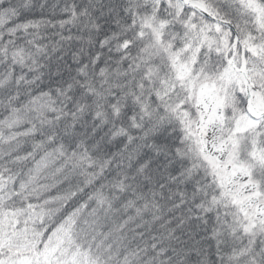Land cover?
<instances>
[{
    "label": "trees",
    "instance_id": "16d2710c",
    "mask_svg": "<svg viewBox=\"0 0 264 264\" xmlns=\"http://www.w3.org/2000/svg\"><path fill=\"white\" fill-rule=\"evenodd\" d=\"M191 1L0 0V264H264V0Z\"/></svg>",
    "mask_w": 264,
    "mask_h": 264
},
{
    "label": "rangeland",
    "instance_id": "374dc122",
    "mask_svg": "<svg viewBox=\"0 0 264 264\" xmlns=\"http://www.w3.org/2000/svg\"><path fill=\"white\" fill-rule=\"evenodd\" d=\"M199 108L202 114V121L199 124V131L206 150H209L213 156L219 157L220 160H224L225 156L221 150H216L212 146L214 145L215 137L218 133L221 116L215 106V97L213 93L207 87H204L200 91L199 96ZM258 109L264 110V105L258 106ZM254 119L251 116H247L243 119L235 128V132H243L254 124ZM7 263V261H6ZM2 263V264H6ZM73 259L66 257L65 251L49 250L38 260L36 264H73ZM10 264V263H8ZM21 264H32L29 259L23 260Z\"/></svg>",
    "mask_w": 264,
    "mask_h": 264
},
{
    "label": "water",
    "instance_id": "95a60500",
    "mask_svg": "<svg viewBox=\"0 0 264 264\" xmlns=\"http://www.w3.org/2000/svg\"><path fill=\"white\" fill-rule=\"evenodd\" d=\"M180 1L183 4H185V5L189 6L190 8L194 9L195 11L199 12L200 14H203L207 18L212 19V20H214V21H216V22H218V23H220V24H222V25L230 28L234 32L236 40L238 39L237 32H236V30H235V28L233 27L232 24H230L228 22H223L221 20H217V19L211 17L202 6H200L199 4H197L195 2H192L191 0H180ZM235 69H236L237 73L242 76V78L244 79V82L246 84L247 93H248V107H249V113H250V115L253 116V117H255V118L264 117V112L259 111L255 107V105L253 104V102H252L250 82H249L248 77H247L245 64L243 63L241 69H238L236 67H235Z\"/></svg>",
    "mask_w": 264,
    "mask_h": 264
}]
</instances>
